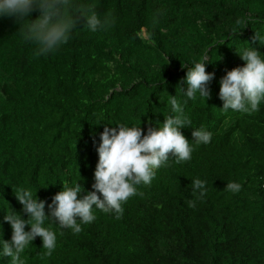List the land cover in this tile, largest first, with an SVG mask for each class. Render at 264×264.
<instances>
[{
  "label": "trees",
  "instance_id": "16d2710c",
  "mask_svg": "<svg viewBox=\"0 0 264 264\" xmlns=\"http://www.w3.org/2000/svg\"><path fill=\"white\" fill-rule=\"evenodd\" d=\"M70 4V15L95 13L114 23L93 32L81 21L66 44L38 55L25 35L39 12L0 15V241H11L7 214L29 219L17 190L46 201V216L63 185L80 184L78 199L94 191L104 127H141L146 135L149 122L162 128L178 115L175 96L191 122L181 129L191 159L176 163L170 155L150 184L134 185L120 219L93 206L95 220L77 218L82 231L75 234L46 219L42 227L56 235L52 255L36 237L23 264H264V99L249 113L224 111L219 98L221 79L245 66L238 54L256 49L264 60V0ZM196 63L214 73L207 100L185 94ZM201 129L212 133L208 144L192 141ZM197 178L206 182L203 197L193 193ZM229 182L241 190H225ZM0 264H11L2 242Z\"/></svg>",
  "mask_w": 264,
  "mask_h": 264
},
{
  "label": "clouds",
  "instance_id": "9594fccd",
  "mask_svg": "<svg viewBox=\"0 0 264 264\" xmlns=\"http://www.w3.org/2000/svg\"><path fill=\"white\" fill-rule=\"evenodd\" d=\"M70 7V0H0V15L23 19L33 11L39 12L37 19L28 22L25 35L26 40L39 45L38 55H47L66 44L71 31L81 21L93 32L114 23L109 18L102 21L95 13L89 16L83 12L70 15ZM256 39L255 35L254 43ZM238 55L245 66L228 71L220 81L222 109L255 112L264 99V60L256 49H246ZM205 65L196 63L194 68L187 71L185 94L190 99L197 92L206 100L210 98L208 85L214 79V73H206ZM170 103L178 115L166 118L162 128L153 127L149 122L146 135L142 134L141 127H104L100 134L101 143L96 149L99 160L94 172V191L78 199V194L82 193L80 184L74 187L63 185V190L53 196L52 202L47 205L49 214L46 216V201L34 198L31 191L22 188L17 190L15 197L29 219L24 220L14 211L4 217V221L11 226L12 237L11 241H0L3 256L10 257L11 264H23L21 254L36 237L42 238L43 248L47 250L44 255L51 256L56 247V235L42 227L46 219L58 223L61 228L72 229L74 234L82 231L77 218L82 224L95 220L93 206L104 212L114 211L117 213L116 219H120L123 214L122 203L136 194L134 185L150 184L155 175L154 169L160 168L169 160L170 155L176 158V163L190 160L193 148L181 129L191 122L183 114L175 96ZM192 137L197 145L208 144L212 133L203 129L193 130ZM191 184L194 194L196 190H200V197L206 194L205 181L197 178ZM225 190L236 193L241 190V185L229 182ZM189 207H195V201H189ZM26 225L30 226L28 232L25 231Z\"/></svg>",
  "mask_w": 264,
  "mask_h": 264
}]
</instances>
